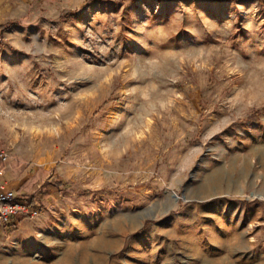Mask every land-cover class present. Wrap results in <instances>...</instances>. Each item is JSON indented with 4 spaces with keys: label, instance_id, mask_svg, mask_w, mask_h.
<instances>
[{
    "label": "rangeland",
    "instance_id": "obj_1",
    "mask_svg": "<svg viewBox=\"0 0 264 264\" xmlns=\"http://www.w3.org/2000/svg\"><path fill=\"white\" fill-rule=\"evenodd\" d=\"M0 26L2 165L50 193L0 264H264V0H0Z\"/></svg>",
    "mask_w": 264,
    "mask_h": 264
},
{
    "label": "built area",
    "instance_id": "obj_2",
    "mask_svg": "<svg viewBox=\"0 0 264 264\" xmlns=\"http://www.w3.org/2000/svg\"><path fill=\"white\" fill-rule=\"evenodd\" d=\"M11 159L9 153L5 150L0 152V161L7 163ZM39 214V209L32 210L28 203L21 201L15 191L0 185V225H5L11 219L19 217H33Z\"/></svg>",
    "mask_w": 264,
    "mask_h": 264
},
{
    "label": "trees",
    "instance_id": "obj_3",
    "mask_svg": "<svg viewBox=\"0 0 264 264\" xmlns=\"http://www.w3.org/2000/svg\"><path fill=\"white\" fill-rule=\"evenodd\" d=\"M6 29V26H0V30ZM3 163L0 162V172H2L5 169V166L2 165ZM39 181L36 176L29 178L27 181H25L17 191H15L18 198H21L23 202H27L28 206L34 210L36 209L35 204V194L37 192H41L43 194L44 198H48L50 196L49 191L47 190V185L42 184L39 189L35 191V187L39 184ZM54 186L59 187H70L72 185V182L70 181H64V180H54L51 182ZM28 218V217H26ZM25 218L19 220L18 222H15L14 219H11L8 223H6L3 226V234L5 237H9L13 232H15L18 229V225L24 220Z\"/></svg>",
    "mask_w": 264,
    "mask_h": 264
},
{
    "label": "crops",
    "instance_id": "obj_4",
    "mask_svg": "<svg viewBox=\"0 0 264 264\" xmlns=\"http://www.w3.org/2000/svg\"><path fill=\"white\" fill-rule=\"evenodd\" d=\"M31 176L32 175H28V176L22 175L20 172L15 173V171L11 167L9 168L8 166H5V169L2 172H0V185H4L8 189L17 191L19 187ZM38 187H40V185H38ZM255 193L258 194L256 196H259V197H261L259 194H263L262 192H259V191ZM36 209H39V208L36 206ZM21 219H23V217L14 218L15 222H18ZM24 221L25 219L20 224H22Z\"/></svg>",
    "mask_w": 264,
    "mask_h": 264
},
{
    "label": "water",
    "instance_id": "obj_5",
    "mask_svg": "<svg viewBox=\"0 0 264 264\" xmlns=\"http://www.w3.org/2000/svg\"><path fill=\"white\" fill-rule=\"evenodd\" d=\"M173 196H174L175 198H177V199L179 198L176 194H174Z\"/></svg>",
    "mask_w": 264,
    "mask_h": 264
},
{
    "label": "bare ground",
    "instance_id": "obj_6",
    "mask_svg": "<svg viewBox=\"0 0 264 264\" xmlns=\"http://www.w3.org/2000/svg\"><path fill=\"white\" fill-rule=\"evenodd\" d=\"M255 195H257V194H255ZM134 226H135V225H134ZM134 226H133V227H134ZM123 230H124V229H123ZM109 245H110V244H109Z\"/></svg>",
    "mask_w": 264,
    "mask_h": 264
}]
</instances>
